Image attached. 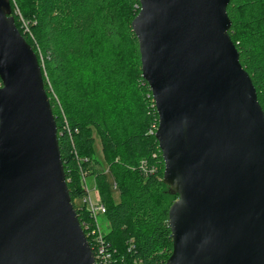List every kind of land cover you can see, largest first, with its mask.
<instances>
[{
  "label": "water",
  "instance_id": "95a60500",
  "mask_svg": "<svg viewBox=\"0 0 264 264\" xmlns=\"http://www.w3.org/2000/svg\"><path fill=\"white\" fill-rule=\"evenodd\" d=\"M132 22L173 249L166 264H264V111L229 35L230 0H139ZM0 264H94L34 49L0 0Z\"/></svg>",
  "mask_w": 264,
  "mask_h": 264
},
{
  "label": "trees",
  "instance_id": "16d2710c",
  "mask_svg": "<svg viewBox=\"0 0 264 264\" xmlns=\"http://www.w3.org/2000/svg\"><path fill=\"white\" fill-rule=\"evenodd\" d=\"M16 25L43 69L57 123L71 201L81 226H93L85 185L93 177L114 251L112 264H166L173 249L169 209L177 196L163 182L155 137L159 117L132 22L139 0H10ZM15 3L21 12H15ZM229 35L264 111V0H230ZM1 84V80H0ZM94 131L120 200L94 157Z\"/></svg>",
  "mask_w": 264,
  "mask_h": 264
},
{
  "label": "built area",
  "instance_id": "2783aa9c",
  "mask_svg": "<svg viewBox=\"0 0 264 264\" xmlns=\"http://www.w3.org/2000/svg\"><path fill=\"white\" fill-rule=\"evenodd\" d=\"M82 202V205H86L94 219L93 226L84 223L86 228H83L94 254V264H112L114 251L104 239L103 230L99 221L100 215H103L106 209L104 205L99 202L95 204L90 195L83 199Z\"/></svg>",
  "mask_w": 264,
  "mask_h": 264
},
{
  "label": "rangeland",
  "instance_id": "374dc122",
  "mask_svg": "<svg viewBox=\"0 0 264 264\" xmlns=\"http://www.w3.org/2000/svg\"><path fill=\"white\" fill-rule=\"evenodd\" d=\"M15 12L18 15H20V12H21L20 8L18 7V5L16 3H15ZM94 137H95V142L93 145L94 157L101 161L103 168H104V171L106 173V178H107V182H108L109 187H110L112 197L114 198L115 201L118 202L120 200V194H119V191L114 186L113 175L109 169L108 162L104 156L100 136L98 135V133L96 131H94ZM93 180H94L93 177H87L85 180V185L89 189V195H90L91 199L96 204V203H98V197H97V191L98 190H97V188L94 187L95 184H94ZM82 201L83 200H78L77 203L79 205H82V203H83ZM99 221H100L102 230L104 232H106L109 229L107 220L105 219V217L100 215Z\"/></svg>",
  "mask_w": 264,
  "mask_h": 264
}]
</instances>
